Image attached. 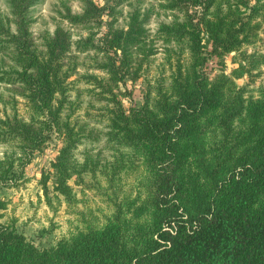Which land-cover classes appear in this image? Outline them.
<instances>
[{"label": "trees", "instance_id": "trees-1", "mask_svg": "<svg viewBox=\"0 0 264 264\" xmlns=\"http://www.w3.org/2000/svg\"><path fill=\"white\" fill-rule=\"evenodd\" d=\"M40 1L9 0L15 31L0 20V52L13 50L20 69L13 84L25 87L32 111L29 119L0 117V183L18 185L24 166L19 153L40 148L56 132L63 143L52 164L55 190L78 224L39 249L0 213V264H264V87L248 96L247 87L225 73L210 80L204 71L211 54L222 57L243 46L264 0H167L184 14L159 29L167 46L162 67L169 66L170 74L161 73L130 110L99 76H89L111 95L101 106L110 150L105 158L79 152L82 129L64 114L73 103L67 83L74 43L57 26L41 47L36 44L29 11ZM78 1L82 12L68 16L71 24L100 21L102 9L92 0ZM121 1L110 9L114 19L105 39L123 57L117 64L106 54L100 66L113 82L123 79L130 50L146 41L137 12L125 27L117 25ZM197 6L195 20L189 8ZM76 44L81 51L103 50L92 38ZM261 66L264 54L254 52L233 76ZM72 176L79 193L69 184ZM88 192L101 198L103 218L92 216Z\"/></svg>", "mask_w": 264, "mask_h": 264}, {"label": "rangeland", "instance_id": "rangeland-1", "mask_svg": "<svg viewBox=\"0 0 264 264\" xmlns=\"http://www.w3.org/2000/svg\"><path fill=\"white\" fill-rule=\"evenodd\" d=\"M92 1L95 6L102 9L100 21L81 26L73 25L67 19L69 15L82 12L80 1L42 0L30 8L29 14L32 20L30 30L33 40L40 47L43 44V38L53 35L57 26H62L71 34L74 44L69 58L74 71L67 83V94L69 101L73 103L72 109L69 108L70 105H67L64 114L65 117L70 115V120L82 129L83 140L79 152L86 149L85 151L89 150L93 155L99 154L105 158L110 156V150L105 140L107 125L102 116L101 106L109 103L107 100L111 95L108 91L104 94V89L96 82L89 81L88 77L99 76L105 90L109 86L126 110L140 105L148 86L154 85L161 73L164 76L170 74L169 66L162 67L166 64L167 46L165 36L159 32L160 26L183 20L184 14L169 7L167 0L121 1L122 5L115 9L119 16L117 25L125 27L129 23L130 15L137 12L139 22L145 31L146 41L145 45L139 48L133 47L130 50L131 53L127 54V66L121 72L123 79L113 82L107 72L100 69V66L106 64L104 57L106 54L116 59L117 64L123 57L122 50L109 48L105 39L114 19V16L109 14L110 9L116 0ZM231 2L233 3V0ZM189 12L195 15L197 20V17L201 15V7H190ZM2 19L5 20L6 27L10 26V29L15 31L16 24L11 15L9 0H0V20ZM252 24L251 34L238 51L222 57L211 54L204 65V71L210 80L225 73L238 86L247 87L246 95L257 97L259 89L264 87V66L253 69L251 74L243 73L240 77L233 76V71L238 69L240 64H245L248 56L254 52L264 54V7L252 20ZM82 38H92L93 46L102 48L104 51L101 49L81 51L76 43ZM204 45L206 52L210 54L211 42L207 41L206 36ZM12 52V49L0 52V117L4 119L6 116L19 115L29 119L32 111L26 101L25 87L23 88L19 83L13 84L17 77L16 72L20 69L13 62ZM62 143V139L53 132L50 139L40 148L19 153V157L22 155L24 162L23 178L18 185L7 187L0 183V201L5 204V209L0 212L3 216L2 220L15 221L17 231L39 249L54 245L59 238L75 231L78 224L73 215L68 212L64 198L55 190L52 164L56 161ZM4 150L5 147L0 144V152ZM69 184L76 192H80V187L75 184V177L72 176ZM87 196L92 216L103 218L100 211L107 212V209L101 202V198L92 192H88Z\"/></svg>", "mask_w": 264, "mask_h": 264}]
</instances>
